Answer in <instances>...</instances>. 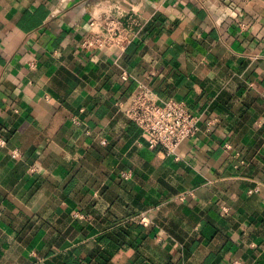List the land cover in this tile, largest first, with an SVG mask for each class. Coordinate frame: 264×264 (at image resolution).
Masks as SVG:
<instances>
[{"label": "crops", "instance_id": "1", "mask_svg": "<svg viewBox=\"0 0 264 264\" xmlns=\"http://www.w3.org/2000/svg\"><path fill=\"white\" fill-rule=\"evenodd\" d=\"M107 14L124 52L82 46ZM141 83L199 116L179 161ZM0 138V264H264V0H0Z\"/></svg>", "mask_w": 264, "mask_h": 264}, {"label": "built area", "instance_id": "2", "mask_svg": "<svg viewBox=\"0 0 264 264\" xmlns=\"http://www.w3.org/2000/svg\"><path fill=\"white\" fill-rule=\"evenodd\" d=\"M92 31L83 40L85 48L109 46L115 47L119 52H124L127 46L138 36L142 24L136 17L128 15L126 18H117L110 14L103 16L97 22H91ZM34 67V63H29ZM126 79V74H122ZM125 114L147 136L149 148H158L163 156L171 157L175 161L181 159L178 152L180 144L197 134L199 130V116L183 101L173 98L158 99L146 84H138L129 97ZM73 122L79 121L73 117ZM215 119L209 123L213 124ZM4 140L0 138V145ZM225 147H229L225 144ZM13 156L18 152L14 150ZM123 178L130 176L129 172L122 173ZM74 216H80L75 214ZM139 222L147 224L146 217L142 215Z\"/></svg>", "mask_w": 264, "mask_h": 264}]
</instances>
